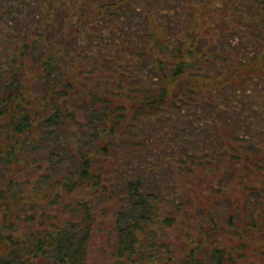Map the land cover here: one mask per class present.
Returning a JSON list of instances; mask_svg holds the SVG:
<instances>
[{
	"label": "trees",
	"instance_id": "obj_1",
	"mask_svg": "<svg viewBox=\"0 0 264 264\" xmlns=\"http://www.w3.org/2000/svg\"><path fill=\"white\" fill-rule=\"evenodd\" d=\"M69 1L56 5L54 19L36 38V30L16 36L9 29L14 50L4 55L7 68L0 65V118L8 123L0 130V164L16 160L28 140L46 145L52 158L60 145L68 153L61 132L83 124L70 108L80 105L75 80L83 78L85 88L104 82V92L88 90L91 99L81 106L88 111L85 140L69 153L76 161L72 176L60 181L67 196L81 189L96 200L59 199L78 219L43 213V222L53 221L24 238H14V229L9 238L0 232V264H95L88 254L92 224L106 216L100 223L111 249L108 264H264V0L199 1L223 26L212 42L196 29L179 35L186 18L178 0H83L78 8ZM188 1L194 10L197 0ZM0 3L11 24L17 9L11 0ZM113 93L132 99V111ZM150 125L155 132L148 136ZM123 136L140 152L132 157L138 171L119 169L113 196L115 184L105 178L98 154ZM154 141L158 148L151 147ZM159 156L173 173L196 176L202 169L201 180L182 182V190L167 181L173 191L165 190L148 171ZM236 179L249 193L246 211L226 190ZM10 194L14 214L23 197ZM99 200L106 205H94ZM169 231L181 235L171 240ZM248 249L261 262H245Z\"/></svg>",
	"mask_w": 264,
	"mask_h": 264
},
{
	"label": "rangeland",
	"instance_id": "obj_2",
	"mask_svg": "<svg viewBox=\"0 0 264 264\" xmlns=\"http://www.w3.org/2000/svg\"><path fill=\"white\" fill-rule=\"evenodd\" d=\"M62 1H65L66 4H70L69 0H11L12 7L14 9H17L15 10L14 14H17L18 16H16L17 19L11 22V24H9V13L5 12L6 7H3V4L7 3V1L3 2V4L0 3V65H2L3 68H7L8 66V64H6L7 61L5 60L6 58L4 57V55L9 56L10 52H13L14 50L12 48L13 46L11 47L9 44V37L7 35L9 34V29L13 30V32L15 31L16 36L18 34L23 35L26 30H36L33 36L36 38L38 34L37 31H41V29H43V26L45 25L46 21L49 20L52 22L56 12V5H60ZM74 1L78 2V8L79 2L83 0ZM199 1L201 0H197L194 2V10H191L190 2L188 0H178V12L186 18L184 24L181 26L182 28L180 30L179 35L184 33L183 29H196L198 32L201 33L200 35L202 36V38H204L205 40H209V42H212L214 38L217 37V29H223V26H221L219 22V16H214V20L216 22L213 23L211 17H208L207 15H205L204 12H202V10L199 8L201 4ZM211 1H215V3H217V1L219 0ZM163 7L164 5H162L160 8L157 6L158 9H161ZM191 12L193 15H191ZM18 42L21 43V40L19 39ZM104 72L105 75L109 78L110 72L105 70ZM100 73L101 71L97 73L95 78H97ZM77 80H80L81 83L76 82ZM83 81V78H78L74 82L76 83V88L79 94V96L75 100V103L76 105L77 103H79L80 105H70V108H72L73 110L72 114L76 115L77 120H81L83 124L80 127L77 124L70 123L69 126L61 132V139L64 140L61 143H64L66 148H69L70 151L68 153H66V151L64 152V147L60 145L58 150L59 156H54L52 154V156H54L52 158L50 152H48L49 148L46 145L40 143L30 144L31 140H28L29 142L26 145L27 147H24L23 150L19 151L16 160L0 164V191L4 190L8 202L5 203L4 206L3 204L0 205V232L3 234L8 233V238L9 229H14V231H16L13 234L14 238L20 236L24 238L26 232L29 229H36L37 227L46 228L53 220H49L48 223L43 222V213H47L50 216L59 215L61 219L73 218L77 220V216L72 215L68 211L63 210L61 206H59V199H61L62 201H64L65 199H68V201H73L75 200V198L79 197H90V194L85 193L87 192L86 190L81 189L77 191L74 190L73 192H71L72 195L67 196V194L64 193L65 190L63 189L60 183V181L63 180L61 178L62 175L67 174L69 176H72V173L76 169V161L74 159H71V157L68 158V156L70 155L69 153L75 152V147L81 145L83 140H85L86 134L84 133H86L88 127H86L84 121L86 120V114L88 113V111H82L83 109H81V106H83L85 98L91 99L90 95L88 94V90L92 89L98 90L99 92H104V90L107 88V85L104 82H102L103 84L101 85H96L95 88H93L92 84L85 88L83 86ZM87 82L89 83V81ZM37 86L38 83L36 82V80L32 79L29 82V92H31L32 95H34L35 91H37ZM124 91L125 93H128V87H124ZM113 99H120L127 106L128 111H132V99H127L125 95L120 97L115 93H113ZM28 107L33 108V105L28 104ZM37 107H40V105H37ZM87 121L89 120L87 119ZM6 124H8L7 120L0 118V130L2 129V132V126H5ZM151 127L152 125L148 126L146 130L148 136L152 135L151 133L155 132V128ZM209 132L210 134H213L215 131L213 129H210ZM124 137L125 136H123V138L117 137L115 140H112L108 149L101 151L104 155L98 154L99 164H103L106 167L105 178H108L115 184V190H112L113 196L116 194L117 189L120 186V184H117L118 178L120 177L119 175L121 174L119 169L130 172L133 170L135 172L138 171V168L135 167L133 164L134 158L132 157L133 155H136V152H140L136 149V147L131 148L128 143V140ZM152 137H154V135ZM89 140L90 136L88 137L87 141ZM155 143L156 141L151 143L152 148H158V145ZM62 156L63 158H61ZM155 164L157 167H155L153 171H151V169H148L149 172L154 173L151 179L161 183V186L165 187V190L167 191H173L172 187L168 189L166 185L167 181H170L171 183L172 181L176 182V184L178 185V190H182V185H180L182 182H185L187 183V186H190L192 182L195 183L196 178V182H199L201 180V176L203 175L202 169L196 170V176L183 172L178 173L179 171H175L173 173V170L169 169L170 167L168 161L162 158L161 156L155 158ZM242 167L243 165L239 166V168ZM245 174H247L246 171ZM68 179L69 178H67V180ZM216 179V175L212 176V180ZM196 186L197 185L195 184L194 187L196 188ZM243 188L244 186H242L240 181L237 179L233 180L229 184V186H226V190L229 191V195L233 201V205L235 203L236 205H238V207H241L243 211H246L250 207L249 204H251V202L247 199L249 196L248 191L243 192ZM15 191L18 195L23 197V200L19 201V203H16L14 205V214H11L10 212L12 204L11 208L9 209V201L12 199V197L10 193ZM106 194L109 195V193ZM90 198H94V200H96L95 195H92ZM101 201L102 200L94 202V205L99 202L100 206L106 205ZM113 201L110 202L113 203ZM101 207L97 208L98 213L102 211ZM108 209H111L110 206ZM60 214H66V216L61 217ZM108 220V216H106L100 218L99 220L96 219L92 224L93 236L88 247V254L91 257L92 262H94L95 264H108L110 262L108 255L110 254L111 249L106 247V239L104 238L105 227L103 223H100H105ZM29 223H33L32 226H30ZM174 232L177 233L173 234ZM180 235V231H169V236L171 240L173 238L178 239ZM261 240L262 242L264 241L263 239ZM247 254L249 256V259L245 262L251 263V261L253 260L255 262H261V257L255 256L252 249H248Z\"/></svg>",
	"mask_w": 264,
	"mask_h": 264
}]
</instances>
